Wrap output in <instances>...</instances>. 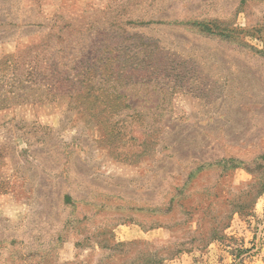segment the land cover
<instances>
[{
	"label": "rangeland",
	"instance_id": "374dc122",
	"mask_svg": "<svg viewBox=\"0 0 264 264\" xmlns=\"http://www.w3.org/2000/svg\"><path fill=\"white\" fill-rule=\"evenodd\" d=\"M0 61V264H264V0H0Z\"/></svg>",
	"mask_w": 264,
	"mask_h": 264
},
{
	"label": "trees",
	"instance_id": "16d2710c",
	"mask_svg": "<svg viewBox=\"0 0 264 264\" xmlns=\"http://www.w3.org/2000/svg\"><path fill=\"white\" fill-rule=\"evenodd\" d=\"M193 24H195L198 27H200L202 31H206V32L212 33V34L224 35L226 37H229L232 34H235V31H236V30L228 29V28H224V29L219 28L217 26V25H219L218 23H216L217 25L216 24L212 25V24H208V23H205V22H195ZM111 62H116V60H112L111 59ZM1 64H2V61H0V65ZM37 69H38V67L36 65H34V66L31 67V69L28 72L27 80H25L26 83H27V87H26L27 91L30 90L31 85L35 86L37 84V82L35 81L36 76H38ZM88 73H90V71ZM110 73H111V75H110L111 77L112 76L115 77V80L117 81L118 86L114 87V92L113 93L115 95L108 96L106 98L108 101H102L101 100L100 103L102 105L107 106L108 109L111 110V112H113L112 108L113 109H117L118 107H120V105H121L120 103L125 98H127V95L125 93L122 94L119 91V86L122 85V87H125V86L127 87V85L135 84L136 83L137 74H136V72H134L133 69L125 70V72H123V71H121V69L115 71V68H110ZM127 73H129V74H127ZM51 82H53V85L56 86V83L54 81H51ZM80 83H82V82H80ZM2 98H3V95L2 96L0 95V99H2ZM5 99L8 100V97L5 96L3 98V100H5ZM16 99H18V98L14 97L15 102L18 103V100H16ZM27 99H28V101L30 100V98H27ZM80 99L81 98H79L78 101H80Z\"/></svg>",
	"mask_w": 264,
	"mask_h": 264
}]
</instances>
